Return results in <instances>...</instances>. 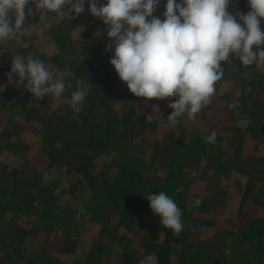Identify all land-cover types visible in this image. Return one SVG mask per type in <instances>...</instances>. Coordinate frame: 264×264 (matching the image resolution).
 Returning <instances> with one entry per match:
<instances>
[{
  "label": "trees",
  "instance_id": "obj_1",
  "mask_svg": "<svg viewBox=\"0 0 264 264\" xmlns=\"http://www.w3.org/2000/svg\"><path fill=\"white\" fill-rule=\"evenodd\" d=\"M86 1L85 12L90 13L89 2ZM106 2L98 0L99 5ZM166 3L167 0H160L153 13L155 17L164 19ZM230 5L243 9V14L251 10L249 0H231ZM85 15L82 13L70 20L62 18L65 20L64 25L57 27L56 23L52 24L42 35L31 33L35 40L39 36L45 38L43 35L49 33L46 36L52 43L58 42L54 47L47 45L45 55L35 50L30 52L24 45L30 41L29 44L35 43L30 38L19 44L15 42L16 39L9 40L11 45L3 54L8 61L5 70L0 69V86L8 82L7 74L11 72L12 59L19 54L43 61L54 76L59 71L67 70L72 75L65 77L66 83L70 81L73 87L59 98L60 103L49 115H42L41 112L53 97L36 99L25 88L15 86L18 80L16 76H13L11 84H7L6 90L0 92V111L23 115L25 121L34 117L41 124L40 129L36 130L40 134L38 144L23 140L19 131L22 125H16L17 122L5 125L3 132H0V153L6 151L17 154L23 161L17 166L7 165L0 160V232L6 233V241L9 242L2 246L0 264H45V260L39 258L49 249L46 247L45 251L37 254L35 242L41 236L31 232L30 225L33 227L36 224L38 227L42 219L52 220L54 213L64 210L66 205L68 207L70 199L85 189L90 196L89 204L84 208L90 212L87 222L97 221L100 228L98 237L85 259L61 260L59 264H99L101 254L107 252L111 256L106 243H111L112 247L114 245L116 251L120 249L121 254L117 259L119 264H141L150 253L156 255V264H264V221L243 214L233 231L221 230V237L232 238L226 239L227 246L234 244L240 250L239 253L233 251L228 254L226 250L229 247H220L217 242L207 244L201 239V230L210 228L212 224L210 218L200 220L207 207L218 198L217 193L210 194L211 190L219 182L229 181L227 172L230 170L250 177L244 190L245 198L252 201L258 197L260 199L264 195V187L255 193L254 184L264 176V156L254 155L248 160L237 149L230 155L232 165L221 162L229 155L217 147V133L214 144L205 141V137L217 131L215 124H211L208 132L190 130L189 136L197 141L193 150L189 147L188 151H174L171 157L165 159L170 148V141H167L159 154L153 157L146 155L148 160L139 156L136 148H140V145L135 141V136L130 134V129L144 120V116H149L155 107L162 110L173 97L149 101L133 95L110 63L115 45L107 35L108 26L94 16L87 17L86 22L80 25L79 21ZM28 22L31 26H37L35 28L44 27L36 11L34 15L28 16ZM52 26L54 29H51ZM260 27L264 31V19ZM71 41L76 52L74 49L72 59H67L63 51ZM109 45H112V50L106 51ZM65 52L68 53V47ZM232 57H236L235 54ZM228 74L229 71H225L217 82L216 93ZM235 77H239L237 81L241 84L238 86L242 91L239 94L231 93L230 100H224L223 95H220L219 101L211 106L210 113L207 115V108L211 104L202 108L201 114L208 117L216 116L217 113L228 119L229 124H241L243 132L262 130L264 62L257 58L252 65H243L242 71ZM77 79L83 81L82 87L88 93L79 114L70 108L71 92L76 90ZM177 124L183 126V120ZM222 125L226 126L225 123ZM127 130L129 133H125ZM185 132L188 131L185 129ZM171 135L165 133L166 138L174 139ZM109 155L113 161L98 168L96 158ZM237 156H242V159ZM61 167L67 168L66 171L73 178L63 179L59 172ZM53 168L55 176L44 182L45 172L51 173ZM203 180L206 194L203 193ZM178 188L182 191L177 193ZM161 191L168 194L182 212L184 228L179 236L163 227L160 217L153 213L147 201L150 193ZM196 201H199L198 206ZM111 208L120 212L116 223L107 217V214H111ZM71 211L75 218H80L79 215L83 213L81 209ZM6 214H10L9 219L3 217ZM192 230L196 232L195 237L191 235ZM41 231L46 232V228H41ZM126 232L133 238L139 236L140 242L135 247L125 244ZM204 232L206 234V230ZM31 245H34V249ZM75 250V244L69 239L58 246L61 253L72 254ZM3 251L5 254H1Z\"/></svg>",
  "mask_w": 264,
  "mask_h": 264
},
{
  "label": "clouds",
  "instance_id": "obj_2",
  "mask_svg": "<svg viewBox=\"0 0 264 264\" xmlns=\"http://www.w3.org/2000/svg\"><path fill=\"white\" fill-rule=\"evenodd\" d=\"M30 2L41 21L50 13L70 20L71 13L78 17L85 11V0H0V42L15 39L26 18L34 15L33 9L27 8ZM88 2L91 15L108 26L107 35L115 45L110 63L130 92L149 101L177 97L168 105L173 109L168 117L172 124L179 123L177 118L185 113L195 120L212 102L216 84L224 75L221 62L229 61L233 54L244 66L257 58L264 62V31L260 27L264 0H249L251 10L238 13V18L228 11L231 0H167L163 20L153 15L160 0H107L104 5L98 0ZM111 50L109 45L106 51ZM69 75L64 70L54 76L43 61L18 54L12 59L7 79L11 84L13 76L18 77L15 86H23L38 100L47 96L58 100L73 87L70 81L66 83ZM82 85L77 79L76 90L71 92L70 108L76 114L88 94ZM7 86H0V92ZM153 118L149 115L147 121ZM205 141L214 144L216 132ZM55 174V168L45 172L44 182ZM147 201L163 227L179 236L184 225L176 202L163 191L150 193ZM141 264H156V255L148 254Z\"/></svg>",
  "mask_w": 264,
  "mask_h": 264
},
{
  "label": "rangeland",
  "instance_id": "obj_3",
  "mask_svg": "<svg viewBox=\"0 0 264 264\" xmlns=\"http://www.w3.org/2000/svg\"><path fill=\"white\" fill-rule=\"evenodd\" d=\"M87 1L85 0V3ZM29 8L33 9V12L36 11L35 9V4L31 3V5H29ZM27 13V9L25 10ZM232 15L234 13L231 12ZM238 12H236V16L238 18ZM72 18H76V14L75 13H71L70 14ZM67 20V19H66ZM44 27H38L35 28L37 26H31L32 24L28 22V17L26 18L25 22H24V26L22 28V32L20 33L19 36H17L15 39L18 44L19 42H23L25 39H32L33 41H35V43H25L24 45L30 50V52L33 50H35V52H40L42 53V55L47 54L46 52V46L50 45V47H54L56 46L57 43H52V40L46 36L49 35V33H46L45 38H41V36H39L38 39H33V35L31 33H33L34 35H42L43 31H45L46 29L49 28L50 25L56 23L57 27H61V25L64 23L65 24V20H62L61 17H59L58 15H56L55 13H50L48 15V17L42 21ZM63 24V25H64ZM99 24V23H98ZM54 26L51 27V29ZM35 28V29H33ZM50 31V30H49ZM11 45L10 41H5V42H0V69L1 70H5L6 64L8 59L4 58L3 54L5 53L6 49ZM20 46H23L22 43H20ZM73 43L71 41V43L67 46L68 47V53H66V48H64V57H66L67 59H72L73 55L72 52L75 49L76 52V48L73 47ZM32 48V49H31ZM62 59V58H61ZM229 63H235L231 69V73L228 76V78L231 77H235L236 74L239 73V71H242L243 68V64L242 62L237 58V57H229V61H227ZM3 74H5V72H3ZM3 84L7 85L9 84V82L5 81ZM237 87V84L234 83L233 88ZM21 89H24L23 86H21ZM220 89V88H219ZM218 92L216 94H214V96L211 98L212 102L216 101L217 95L219 93L220 90H217ZM175 99L173 97V99H171V102H174ZM211 102V103H212ZM60 103V99L56 100L53 99L50 100L48 103H46L45 105L47 106V108L45 110H43L41 112L42 115H49L50 112L52 111V109H54L55 107L58 106V104ZM169 104H167L162 110L159 111H152L150 113L151 116H153L154 118L151 121H147V117L145 118L144 116V120H140L137 124L136 127L133 126V129H130V134L135 136V141L139 143L140 148H136V150H138L137 152L140 154L139 156L143 157L145 160H148L147 157L151 156L153 157L156 154L160 153V148L165 147L166 142L170 141V148L168 149V152L165 155V159H168L169 156L171 157L172 154L174 153V151H188L189 147H191V150L194 149L195 145L197 144V141L192 140L191 136H189L188 132H185V127L184 125H178V124H172L171 122L168 121V117L171 115V108L168 107ZM157 108V107H155ZM170 110V111H169ZM173 110V109H172ZM142 114V113H141ZM25 117L23 115H19V114H15V113H9V112H4V111H0V132H3V129L5 127V125L7 124H15L17 122L16 125H22L21 129H19L20 131V135L22 136L24 141H28V142H32L34 144H38L40 141V134H38L36 132L37 129H40L41 124L40 122L35 119L34 117H30L29 121H25ZM184 121V120H183ZM19 123V124H18ZM154 126V128H153ZM171 133L174 132L171 136H174V139H168L165 136V133ZM125 133H129V131H125ZM177 137V138H176ZM13 139H15V137H13ZM177 140V141H176ZM137 144V143H136ZM142 147V148H141ZM182 147V148H181ZM17 155V154H16ZM16 155H12L9 154L8 152H1L0 153V160L3 163H6L7 165H20V162L22 163L23 161H21L20 159L22 158L21 156H16ZM146 155H148L146 157ZM113 161L112 156H99L98 158H96V166L98 168H102V166L104 164H109ZM67 169V168H66ZM65 168L61 167L59 172L60 175L63 177V179L65 177L68 178H73L69 175V173L66 171ZM69 172H73V171H69ZM84 191V192H83ZM81 191V194H77L74 197H72L70 199V205L67 207H64L62 211H58L56 213L53 214V219L52 220H47V219H42L39 222V225H42L44 228H46L48 230V232H44L46 235H49L50 233L57 232L60 235V243H63L64 241H66L67 239H69L70 241H72L75 244L76 247V254H77V258L78 259H85L88 255V252L91 248V246L93 245L94 241L97 239L98 237V232L99 229L98 225H96L97 221L95 222H87V218L90 217V212H88L87 210H84V208L89 204L90 201V196H89V191L87 189ZM6 197L8 200L9 196L8 194H6ZM261 203V200H260ZM64 204V203H62ZM83 212L81 213L79 216L80 218H75L72 215L71 210H80ZM111 214H107V217L110 218L111 222H117V220L119 219L120 216V212L118 210H115L113 208L110 209ZM227 213V211L225 210L224 214L221 215V217H219L218 219L220 221L223 220V217L225 216V214ZM230 213V212H229ZM232 217L236 216L234 214H229ZM264 217V214H261ZM3 217L5 219H9L10 214H6L3 215ZM226 217V216H225ZM32 224V223H31ZM30 227H32L30 225ZM33 227H37L36 224H33ZM56 228V229H55ZM35 230V228H33ZM5 230V229H2ZM37 231H40L39 228L36 229ZM6 231V230H5ZM72 233L74 234L72 236ZM124 235V241L125 244H127L128 246L135 247L138 242H140L139 240V236L133 238L132 235H129V233H125ZM6 233L5 232H0V251H2V246L3 245H7L9 244V242L7 243L6 241ZM58 238V236H57ZM32 241V240H31ZM39 241H42L39 240ZM6 242V244H5ZM37 242V243H36ZM35 242V248L37 251V254L43 252L46 250L47 244H43L42 242L41 244L38 243V241L36 240ZM107 244V248H108V252L111 253V256L105 252L103 254L100 255V260L98 261L99 264H119V261L117 260L118 257H120L119 255L120 253V249H118L119 251H116L114 249V245L112 247V245H110L111 243H106ZM31 248L34 249V245H31ZM45 248V249H43ZM43 249V250H42ZM49 249V247H48ZM127 250V247L125 248V251ZM50 251V249H49ZM114 251V253H113ZM1 254H5V251H3ZM40 256H42V258L39 259H44L45 260V264H59L61 259L60 258H54L55 255H51L50 252H44L42 253ZM39 256V257H40ZM69 260H73L75 258L70 257V255H65ZM65 261V260H64Z\"/></svg>",
  "mask_w": 264,
  "mask_h": 264
},
{
  "label": "crops",
  "instance_id": "obj_4",
  "mask_svg": "<svg viewBox=\"0 0 264 264\" xmlns=\"http://www.w3.org/2000/svg\"><path fill=\"white\" fill-rule=\"evenodd\" d=\"M229 13L233 12V15L236 16V12L242 13L243 9L240 8H233V6L228 7ZM86 13L85 17L79 21V24H83L86 22L87 17H91L92 15L89 12H83ZM232 14V13H231ZM55 24V23H54ZM70 38V36H68ZM235 63H229V62H221V68L223 69V72L229 71L228 76L231 73V70ZM239 77H231L226 78V81L224 83H221L220 85V91L217 95L216 101L210 103L211 105L209 108H207V115L210 113V108L212 105H214L217 101H219L220 95H223L225 98L224 100H230L232 97H230L231 93L239 94L242 90L241 87L239 88V84H241L238 80ZM234 83L237 84V87L233 88ZM243 85V84H242ZM173 111L172 109H170ZM204 117V115L201 114V111L196 115L195 120H190L188 118V114L185 113L182 116H184L183 119L181 117L177 118L179 121L184 120V127L188 131V134H191L190 130H200V131H207L210 129L211 124H215L217 127V136H219L218 142H216L217 147L221 150L226 151V153L229 155V158H224L221 162L231 164L232 160L230 158V155H233L232 153L238 149L242 151V154L249 160L250 156H257L262 157L264 156V120L261 124L262 130H251L249 132H243V128L241 124L238 122L235 124H229L228 119L224 118L223 116L217 115L216 116H208ZM257 119H259L257 117ZM210 120V122L208 121ZM222 123H225L226 126H223ZM258 123V122H257ZM261 123V121H260ZM222 128V129H221ZM234 134H238L237 136H232ZM239 135H241L239 137ZM239 137V139L236 140V138ZM240 151V153H241ZM237 152V151H235ZM243 156V157H244ZM238 157V156H237ZM238 158L242 159V156H239ZM246 160V159H245ZM232 165V164H231ZM228 182H219V184L215 187L214 190H211V193H217V199L214 200L213 205L207 207L208 209L205 210L203 215L200 217L201 219H204V217L210 218L211 220V226L210 228H206L201 231H203V238L205 242L208 243H215L217 242L220 247L227 248L229 247V250H226V253L230 254L233 251L235 253H239L240 250H238V247H235L234 244L227 246V240L232 239L230 236H227L226 238L221 237V230L222 231H233L236 226V222L239 221L241 215L247 214L254 217H258L262 221H264V217L261 214H264V195L258 197L256 201H252L251 199H247L244 197V190L246 183L249 181L250 177L247 175H244L237 171H228L227 172ZM210 182H212L210 180ZM254 192L257 193L258 189L260 191L261 187H264V176L260 178L258 181H256ZM264 192V190L262 191ZM203 193H207V189L205 187V180H203ZM261 200V203H260ZM208 210V211H207ZM225 210L227 213L223 217V220L220 221L218 218L221 217V215L224 214ZM207 211V212H206ZM230 212V213H229ZM229 214H234L236 216L232 217ZM98 224V223H97ZM96 224V225H97ZM35 228V230L33 229ZM39 228L40 231H37L36 229ZM41 228H43L42 225H39L38 227H31V232L38 234L40 239H36L38 243L42 245L47 244V248L49 247L51 255H55L54 258H60L62 261L67 260L68 258L65 255H70L72 258H77L76 254V247L75 252L72 254L67 253H61L58 251V246L63 244L60 243V235L57 232H52L49 235H46L43 231H41ZM99 228V225H98ZM206 230V234L204 232ZM46 232L48 230L46 229ZM190 233V231H189ZM195 231L192 230L191 235L195 237ZM58 236V238H57ZM73 236V235H72ZM32 239H35L34 236H32ZM31 239V240H32ZM42 241H39L41 240ZM227 239V240H226ZM232 242V241H231ZM231 244V243H230ZM69 260V259H68Z\"/></svg>",
  "mask_w": 264,
  "mask_h": 264
}]
</instances>
